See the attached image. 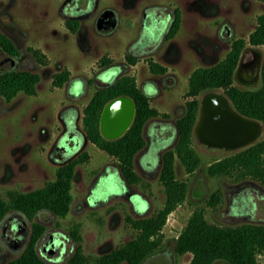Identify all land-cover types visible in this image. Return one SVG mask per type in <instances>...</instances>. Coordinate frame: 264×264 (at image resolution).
<instances>
[{
    "label": "rangeland",
    "instance_id": "obj_1",
    "mask_svg": "<svg viewBox=\"0 0 264 264\" xmlns=\"http://www.w3.org/2000/svg\"><path fill=\"white\" fill-rule=\"evenodd\" d=\"M62 2L0 0V32L9 36L19 49L18 55H10L0 46V72L4 71L5 65L8 69L32 70L41 76L36 94L21 91L9 101L0 93V196L5 198L10 191L34 190L56 178L58 165L50 161L48 155L60 133L58 115L65 105L72 102L81 109L88 103L100 86L93 83V77L106 67L102 64L103 57L112 58L114 63L124 58L129 42L140 33L141 11L145 5L161 2L173 7L182 4L184 8L181 28L174 37L176 45L167 63L173 76L167 82H160L159 92L152 94V104L162 113L168 112L173 119L185 108L191 72L199 66L217 62L229 49L224 47L220 54L214 50L216 46L219 48V45L226 44V36L218 32L216 21L229 17L233 20L236 36H248L258 14L264 12V4L258 1H254L252 9H246L240 0H230L233 15H223L229 3L225 0L221 1L218 15H200L198 3L194 0H135V3L133 0H101L100 7H113L119 12V22L111 33H101L92 28L90 38L86 39L72 30L60 15ZM88 23L93 25L94 20L90 19ZM166 29L165 25L157 31L154 40L160 41ZM169 43L167 40L163 49ZM33 48L40 51L43 62L37 59ZM152 57L165 62L158 55ZM150 59H140L137 66L129 70L138 77L139 85L153 74L149 69ZM63 70H68L75 81L84 79L87 91L80 95L84 87L81 80L77 81L75 91L80 96H72L70 91L73 89L68 91L66 84L56 86L53 82L55 74ZM118 73V70L109 76L103 73L104 79L109 81ZM177 105L179 108L175 110ZM72 125L71 132L75 133L77 145L71 150V155L79 149L78 143L82 139L75 119ZM162 127L172 130L170 125ZM154 128L155 123L151 122L146 134L150 143L155 137ZM174 140V136L166 139L168 144ZM194 147L201 158L195 171L187 172L179 159L175 164L177 177L188 183L187 197L169 214L160 234V246L142 264H185L191 260V253L177 252L176 240L196 209H203L208 221L214 224L264 223V186L259 181L250 177L240 178L236 174L211 176L208 173L211 162L235 151L210 148L196 136ZM148 149L141 151L136 165L142 180L131 186L135 191L131 199L139 211H132L128 200L122 197L130 193V188L117 170V159L89 142L85 150L90 158L77 164L73 177L71 205L76 204L75 208H71L66 216L40 214V219L52 226L51 231H78L81 240L75 242L70 238L68 248L81 245L84 255L89 258L87 264H99L98 256L136 237L138 230L127 222V215L136 218L151 216L164 206L166 195L160 180L161 164H157L160 148L152 144L146 159ZM108 165L114 170L101 178L93 196V202L103 201L96 206H84L83 200L94 177ZM218 189L222 191V199L217 206H211L208 200ZM259 258L264 261V255ZM66 262L67 259L60 264ZM1 263L3 260L0 258ZM214 264L230 263L218 260Z\"/></svg>",
    "mask_w": 264,
    "mask_h": 264
},
{
    "label": "trees",
    "instance_id": "obj_2",
    "mask_svg": "<svg viewBox=\"0 0 264 264\" xmlns=\"http://www.w3.org/2000/svg\"><path fill=\"white\" fill-rule=\"evenodd\" d=\"M181 22L182 15L177 11L168 30L169 38L176 36ZM72 29L75 30V26ZM250 41L254 44L264 42V13L258 17V25L251 33ZM245 43L244 38L237 39L225 58L214 65L199 66L189 75L187 110L177 120L179 141L174 149L163 155L160 180L164 185L165 204L151 216L136 218L127 215V222L138 230L136 237L98 256L99 264H142L160 246V234L169 214L186 199L188 192V183L177 177L176 161L179 159L189 173L195 171L201 163L200 155L193 146L194 126L199 113L198 95L207 90L223 88L241 113L264 122V68L262 84L259 87L242 88L234 83V71ZM0 46L10 54H19L14 41L3 32H0ZM32 50L37 59L43 62L40 51L35 48ZM112 62V58L108 56L102 58L105 66ZM132 63L136 64V59H132ZM149 66L156 73L167 70L166 66L153 59L149 60ZM69 78L70 72L63 70L55 74L53 82L56 86L63 87ZM40 79L38 72L28 69L0 72V93L9 101L21 91L36 94ZM123 94L133 97L136 102L135 119L124 135L108 139L100 130L101 114L109 100ZM160 114L159 109L151 104V98L139 87L136 76L124 74L109 86L95 90L83 108L82 124L90 141L117 159L127 182L137 184L142 177L136 170L135 156L146 144L144 126L150 118ZM89 158V152L84 150L73 161L58 167L56 178L44 186L25 192L10 191L8 199L0 197V217L8 206L23 208L30 214L37 208L47 207L58 215L66 216L73 200L72 182L76 166ZM208 173L211 176L236 174L240 178L250 177L264 186V138L249 147L215 159L208 165ZM221 199L222 191L218 189L212 193L208 202L211 206H217ZM39 230L38 226L37 234ZM72 235L77 242L81 240L77 230L72 231ZM176 250L180 254H192L191 260L185 264H214L218 260L230 264H264L259 258L264 255V223L214 224L208 221L203 209H196L177 237ZM88 260L82 246L78 245L68 264H87ZM8 264L52 263L39 257L34 238L25 253Z\"/></svg>",
    "mask_w": 264,
    "mask_h": 264
},
{
    "label": "flooded vegetation",
    "instance_id": "obj_3",
    "mask_svg": "<svg viewBox=\"0 0 264 264\" xmlns=\"http://www.w3.org/2000/svg\"><path fill=\"white\" fill-rule=\"evenodd\" d=\"M221 1L223 2L225 0H218V1L217 0H194V2L198 3L200 15H218V13L221 11L220 10L221 7H219L221 5ZM226 1H229V3H227L228 5L225 7V9L228 12L226 11V14L224 13L223 15H233L234 8L232 7L230 0H226ZM254 1H258L264 4V0H240L242 6L244 5L246 9H252V4L254 3ZM133 3H135V0H133ZM100 5H101V0H63V2L61 3L59 7V13L60 15L64 17L65 21L67 22V24L70 26L71 29H72V26H75L76 29L74 31L81 33V35L87 39V38H90L91 36L92 28H94L96 31H99L101 33H111L117 27L116 26L112 30L107 29L105 31H101L98 28V20L101 17V15L104 13V11L107 10L108 8H112L114 10L115 15L117 17V22H119L120 14L115 8L106 7V6L100 7ZM177 11H179L180 14L182 15V21H183L184 8L182 7V4H180V6L173 7V5L171 6L169 4H165L161 2H151L148 5H145L141 11L142 26H141L138 37L129 42L127 48L125 49L124 58L121 59L120 62H117V63L113 62L107 65L104 69L100 70L93 77V83L100 84L98 88L107 87L113 82H115L118 78H117V75H115L111 80L107 81L104 79L105 74L103 73H108V76H109L111 75L112 72H114L115 70H118L121 73V76L124 74H134V73H130L129 70L131 68L136 67L140 59L148 58V57H151V59H153L152 56L158 55L165 62L162 63L156 59H153V60L160 62L161 64L166 66L167 70L163 73H156V72L151 71L150 66H149L150 71L153 73L152 76L147 77V79L143 81L142 85L141 84L139 85L138 83L142 91L151 98V104H152L153 102L152 94L159 92V89H160L159 83L167 82L173 76V72L169 70L167 63L170 58V55L172 54L173 48L176 45V41H174L175 36L172 38L168 37V30L173 22L174 15H177ZM263 13L264 12H261L258 14L256 18V24L254 25V28L250 31L248 36H236V29L234 27L233 20L229 17H225L222 20L216 21L218 23V28H217L218 32L226 36V44L222 46L219 45V48L216 46V49H214L217 52V54H220L221 51L224 49V47L226 48L229 47L227 51L228 53L232 49L234 42L239 38H244L246 40V43L240 53L236 69L234 71V83L242 88H257L262 84L263 68H264V42L259 43V44H254L250 41V35L256 29L258 25V17ZM90 19L94 20L93 25L88 23ZM165 25L167 29H166V32L163 38L160 41L154 40V34L157 31H160L161 28ZM181 25H182V22H181ZM167 40H170V43L166 45L165 49H163ZM213 55L215 56L216 54L214 53ZM226 55L222 57L220 60H218L217 62L225 58ZM132 59H136V64L132 63ZM217 62L210 64V65H214ZM241 63L245 67L246 75L250 76L249 79L251 81H255L253 84L251 85L243 84L237 79L236 70L240 66ZM148 64H149V60H148ZM210 65H202V66H210ZM257 65H260V72H259L258 79L254 80L256 77L255 72L257 69ZM3 67H4L3 68L4 71L13 70V69L6 68L5 65ZM136 78L138 82V77L136 76ZM80 80L83 81V84H84L83 92L80 94L82 95L84 94L85 91H87V83L85 82L84 79H79L77 81H80ZM77 81H75V79L70 77L69 80L65 83L68 91L69 89H73L72 91H70V94L72 96H80L75 93ZM72 85H74V88H72ZM213 90L221 91L222 93L227 95L231 101L232 106L238 112H240L234 106L232 99L225 92L223 88L211 89V90H207L201 93L200 95H198V98L200 101L199 102V113H198L196 124L194 126V137L195 136L197 137L196 126L201 117L203 99L207 92L213 91ZM188 99H189V96H187V99L184 103L185 108L182 114L176 116L175 119H173L171 115H169L168 112L162 113L159 109L161 114L150 118L146 122L144 126V136L146 138V144L135 156V167L137 165V161L139 159L141 151L144 148L145 149L149 148L147 156H146V159H148L150 147L152 146V144H156L160 148L157 164L159 163L161 164V170H162L164 153L170 149H174L179 141V128H178L177 120L186 113V110H187L186 102ZM178 106L179 105L175 107V110L179 108ZM80 111H81V120L78 124ZM243 115L250 117V118H254V117H251L245 114ZM82 116H83V109H81L79 105H77L75 102H72L69 105H65L62 108L60 115H58V119L61 124V129H60V133L58 137H56L54 143H52V147L50 150V156L53 159L54 163L58 165V167L63 166L60 163H64L74 154L73 153L71 155V150L74 149L75 146L77 145V142L75 140V133L71 132L72 126H73L72 125L73 119H75L77 129L82 135V139L78 144L81 146L83 142V133L81 129L79 128V126L83 127V124L81 125ZM254 119H257V118H254ZM257 120L261 121L264 126V122L262 120L260 119H257ZM151 122L155 123V128H154L155 137L150 143V141L147 139L146 134H147L148 126ZM163 125H170L172 130L171 129L165 130L162 127ZM169 136H174L175 138V140L170 144H168L166 141V139ZM194 137H193V146H194ZM262 138H264V129H263L261 136L255 142L261 140ZM201 143L208 146L206 143H203V142ZM250 145L246 147H249ZM210 148H217V147H210ZM244 148H241V149H244ZM219 149H225V148H219ZM237 150H240V149H235L234 151H237ZM117 165H118L117 170L119 171L120 175L125 180L127 185H129V188H130V193L123 194L122 197L128 200L132 211H135V212L139 211L134 201H132L131 199L132 193H135V191L131 190V186L134 184L127 182V180L123 176V173L121 171V168L118 162H117ZM113 170L114 169H112L110 165L105 166L103 167L102 171H100L96 175V177H94L90 185L89 191L86 195V198L83 200L84 206H96L99 204V202L103 201V200H98L96 202H93V196L95 194V189L98 186L101 178L104 175L109 174V172ZM6 198L7 199L9 198L8 195ZM75 206L76 204L70 205V209L71 208L74 209ZM41 213H48L50 215H58L53 210L47 207L37 208L32 214H30L28 211H26L23 208L15 207V206H8L6 211L0 217V258L3 260V263L1 264H8L11 260L21 257L25 253V251L27 250V248L29 247V245L31 244L34 238H35V250L40 258L52 264H60L61 261L67 259V262L65 264H68L70 259L75 254L77 246H78V245H74L70 247V249L68 248L67 242L70 240V238H72L73 241L77 242L72 235V231H70V233H66L62 231H51L52 226L46 221L40 219ZM38 226L40 230L37 234Z\"/></svg>",
    "mask_w": 264,
    "mask_h": 264
},
{
    "label": "water",
    "instance_id": "obj_4",
    "mask_svg": "<svg viewBox=\"0 0 264 264\" xmlns=\"http://www.w3.org/2000/svg\"><path fill=\"white\" fill-rule=\"evenodd\" d=\"M117 23L114 10L108 8L99 18L98 28L101 31L112 30L117 26ZM259 72L260 65H257L254 80L258 79ZM120 76L121 73L119 72L117 78ZM236 77L243 84L251 85L255 82L249 79V75H246L242 63L236 70ZM135 115L136 103L133 97L127 94L114 97L103 108L100 118L101 133L108 139L121 137L132 125ZM80 120L81 111L78 124ZM79 128L83 133V142L76 153L64 163H60L61 165L78 157L90 142L86 130L81 126ZM263 129L264 126L261 121L238 112L232 106L229 97L221 91L213 90L206 93L202 102L201 117L196 126V134L201 142L210 147L227 150L241 149L254 143L261 136ZM48 158L54 162L50 153Z\"/></svg>",
    "mask_w": 264,
    "mask_h": 264
}]
</instances>
